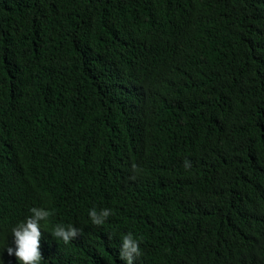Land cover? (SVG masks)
<instances>
[{"label": "trees", "instance_id": "16d2710c", "mask_svg": "<svg viewBox=\"0 0 264 264\" xmlns=\"http://www.w3.org/2000/svg\"><path fill=\"white\" fill-rule=\"evenodd\" d=\"M32 207L42 264H264V0H0L4 264Z\"/></svg>", "mask_w": 264, "mask_h": 264}, {"label": "clouds", "instance_id": "9594fccd", "mask_svg": "<svg viewBox=\"0 0 264 264\" xmlns=\"http://www.w3.org/2000/svg\"><path fill=\"white\" fill-rule=\"evenodd\" d=\"M187 166V165H186ZM30 215L23 220L17 222L11 228V239L9 245L5 247L10 258L16 261L17 264H42L44 260L41 250V241L44 242V229L42 221H46L51 215L50 210L45 207H32L29 209ZM111 210L108 208L101 209L99 212L96 209L89 210V217L93 224L102 225L111 215ZM81 232L77 227L69 224L55 225L50 234L53 238L62 240L68 244L74 240ZM141 240L132 232L125 233L121 237V243L118 250V255L124 264H134L135 260L141 255ZM10 263H14L8 260ZM0 264H4L0 258Z\"/></svg>", "mask_w": 264, "mask_h": 264}, {"label": "bare ground", "instance_id": "6f19581e", "mask_svg": "<svg viewBox=\"0 0 264 264\" xmlns=\"http://www.w3.org/2000/svg\"><path fill=\"white\" fill-rule=\"evenodd\" d=\"M14 264H17V263H14Z\"/></svg>", "mask_w": 264, "mask_h": 264}]
</instances>
